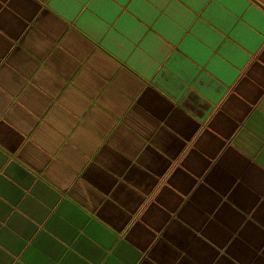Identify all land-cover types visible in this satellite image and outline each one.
Wrapping results in <instances>:
<instances>
[{
	"label": "crops",
	"instance_id": "1",
	"mask_svg": "<svg viewBox=\"0 0 264 264\" xmlns=\"http://www.w3.org/2000/svg\"><path fill=\"white\" fill-rule=\"evenodd\" d=\"M236 3L0 0V264H264V8Z\"/></svg>",
	"mask_w": 264,
	"mask_h": 264
},
{
	"label": "clouds",
	"instance_id": "2",
	"mask_svg": "<svg viewBox=\"0 0 264 264\" xmlns=\"http://www.w3.org/2000/svg\"><path fill=\"white\" fill-rule=\"evenodd\" d=\"M194 6H199V0H193ZM246 0H237V3L233 6L239 10L245 6ZM119 53H116L114 56L119 58ZM126 55V54H125ZM125 63L131 68L137 75L142 77H148L157 67L158 56H146L144 54H140L138 56H133L131 58H126ZM43 155L48 157V165L54 166L57 162V157L51 153L44 152ZM43 161L37 162V166L42 164ZM47 168V166H45ZM56 170L55 168L53 169ZM83 185L77 180H73L71 182H64L59 186L62 189H66L74 194L84 197V203L87 204V194H81L80 187Z\"/></svg>",
	"mask_w": 264,
	"mask_h": 264
},
{
	"label": "water",
	"instance_id": "3",
	"mask_svg": "<svg viewBox=\"0 0 264 264\" xmlns=\"http://www.w3.org/2000/svg\"><path fill=\"white\" fill-rule=\"evenodd\" d=\"M255 3H257L258 5H260L262 8H264V5H262L260 2H258L257 0H253Z\"/></svg>",
	"mask_w": 264,
	"mask_h": 264
}]
</instances>
